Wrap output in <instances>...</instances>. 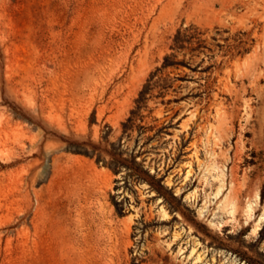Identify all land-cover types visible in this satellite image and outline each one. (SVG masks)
<instances>
[{
  "label": "rangeland",
  "instance_id": "rangeland-1",
  "mask_svg": "<svg viewBox=\"0 0 264 264\" xmlns=\"http://www.w3.org/2000/svg\"><path fill=\"white\" fill-rule=\"evenodd\" d=\"M263 210L264 0H0V264H264Z\"/></svg>",
  "mask_w": 264,
  "mask_h": 264
},
{
  "label": "bare ground",
  "instance_id": "bare-ground-1",
  "mask_svg": "<svg viewBox=\"0 0 264 264\" xmlns=\"http://www.w3.org/2000/svg\"><path fill=\"white\" fill-rule=\"evenodd\" d=\"M242 75H245V71H242V72H240ZM239 74V73H238ZM245 132V131H244ZM248 132V131H247ZM223 186V184L222 183H220L219 185H218V187H217V190H216V192L215 193H218L220 190H221V187ZM256 197L258 198L259 197V194L258 193H256ZM227 199V198H226ZM226 202H227V204H230V206L232 207V208H234V202H233V200L232 199H227L226 200ZM246 211H247V213L250 215L251 214V209H252V202H250V201H248L247 202V204H246ZM230 211H232V210H230ZM263 221H264V210L262 211V213L258 216V218H257V220H256V222H255V225L252 227V229H251V231L252 232H257L260 228H261V226H262V223H263ZM217 225H223L222 223H219V222H217ZM225 255V254H224ZM199 257V256H198ZM231 257V256H230ZM216 260V259H215ZM229 262H228V264H246L245 262H238L237 260H236V258H234V257H231V258H228L227 259Z\"/></svg>",
  "mask_w": 264,
  "mask_h": 264
}]
</instances>
